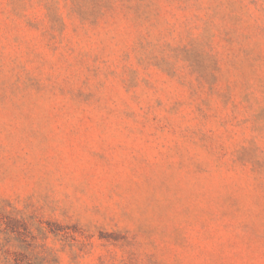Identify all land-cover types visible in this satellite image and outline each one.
<instances>
[{"label":"rangeland","instance_id":"374dc122","mask_svg":"<svg viewBox=\"0 0 264 264\" xmlns=\"http://www.w3.org/2000/svg\"><path fill=\"white\" fill-rule=\"evenodd\" d=\"M0 264H264V0H0Z\"/></svg>","mask_w":264,"mask_h":264}]
</instances>
